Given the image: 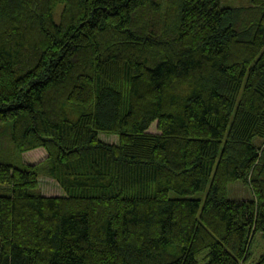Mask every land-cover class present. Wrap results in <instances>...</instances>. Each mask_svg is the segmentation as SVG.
Returning <instances> with one entry per match:
<instances>
[{
  "label": "trees",
  "instance_id": "1",
  "mask_svg": "<svg viewBox=\"0 0 264 264\" xmlns=\"http://www.w3.org/2000/svg\"><path fill=\"white\" fill-rule=\"evenodd\" d=\"M1 134L46 157L0 161V264H247L264 238V0H0ZM234 182L253 200H230Z\"/></svg>",
  "mask_w": 264,
  "mask_h": 264
},
{
  "label": "rangeland",
  "instance_id": "2",
  "mask_svg": "<svg viewBox=\"0 0 264 264\" xmlns=\"http://www.w3.org/2000/svg\"><path fill=\"white\" fill-rule=\"evenodd\" d=\"M252 4V0H222L223 8H245L249 7ZM61 6L56 9L55 17L57 21L60 18ZM151 133H156V124H153V127L150 129ZM100 139L110 144H118L119 137L116 135H109L105 133L100 134ZM0 161L4 164H10L16 167H20L22 164H33L37 163L46 157L44 149H39L29 153L20 155L13 147V145L4 138V135H0ZM255 143L259 148L263 147V143L260 140H255ZM10 187H0V194L9 192ZM40 189L43 195L47 196H63V190L51 179L42 177L40 179ZM175 193H171V196H175ZM196 199L204 200L206 194H196L194 196ZM228 198L233 201H251L254 198V195L250 187L244 185L241 182H234L229 184L228 187ZM264 253V238L261 234H258L255 238V241L252 246V256L247 264H256L259 257ZM200 264H203V261L200 260Z\"/></svg>",
  "mask_w": 264,
  "mask_h": 264
}]
</instances>
